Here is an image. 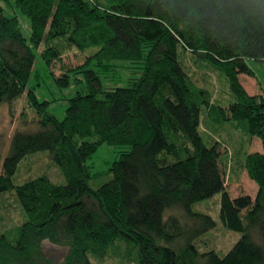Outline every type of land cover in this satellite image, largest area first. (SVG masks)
I'll list each match as a JSON object with an SVG mask.
<instances>
[{"label": "trees", "instance_id": "1", "mask_svg": "<svg viewBox=\"0 0 264 264\" xmlns=\"http://www.w3.org/2000/svg\"><path fill=\"white\" fill-rule=\"evenodd\" d=\"M0 104L25 95L38 117L34 130L15 129L0 156V193L12 192L24 220L0 231V264H95L117 256L133 264H264V93L248 94L239 74L253 77L248 60L264 61V0H0ZM16 13L28 20L25 38ZM47 65L74 47L82 64L54 77L58 86L82 73L61 119L28 85L33 48ZM184 54L225 77L231 99L197 86ZM128 61L138 76L103 87L101 77ZM113 79V78H112ZM203 114L213 133L238 131L235 155L254 182L255 203L243 212L224 188L216 140L199 133ZM34 127V126H33ZM125 146L110 162L108 180L92 186L86 160L98 145ZM46 151L63 176L38 175L14 184L26 155ZM238 153V154H237ZM220 194L222 225L239 232L223 255L199 252V237L215 227L192 211ZM175 209V214H166ZM66 252L55 262L45 245Z\"/></svg>", "mask_w": 264, "mask_h": 264}, {"label": "rangeland", "instance_id": "2", "mask_svg": "<svg viewBox=\"0 0 264 264\" xmlns=\"http://www.w3.org/2000/svg\"><path fill=\"white\" fill-rule=\"evenodd\" d=\"M2 4L5 16H12L13 11L8 6ZM22 34L25 38L29 36L28 20L21 14L16 13ZM41 47L33 48L34 65L29 77L28 85L35 88L36 96L39 100L49 101L47 110L56 118L61 119L64 115V108L67 99L74 95L75 90L82 84H73L74 78L83 81V74L73 75L69 71L71 84L67 87L57 85L55 78L63 71L74 68L83 63L85 54L74 47L64 49L60 59L53 60V63L47 65L40 57ZM184 62L190 77L197 86L207 88L213 97H222V102L217 104H227L231 99L228 90V84L223 76L217 70L210 69V66L200 58L184 54ZM118 68L101 77L103 87L124 85L129 78L138 76L136 69L128 61L113 62ZM248 67L253 72V77L239 74L238 80L245 91L252 95L264 93V61L248 60ZM113 78V79H112ZM36 117L34 111L26 105L25 95L12 100L10 103L0 104V156L7 152L9 137L11 133L19 128L34 130L36 126ZM206 118L203 114L199 133L205 143L211 139L219 143L218 150L222 162L219 164L224 188L231 200L242 212L254 205L257 188L243 169L240 159L242 154L235 155V149L240 143V133L232 125L223 124L216 132L208 128L205 124ZM34 126V127H33ZM248 152L264 153V146L257 138L251 140L248 146ZM125 146H114L102 143L98 145L96 151L86 160V164L93 173H100L90 182L92 186L99 185L108 180L105 170L108 168L119 152L126 150ZM238 154V153H237ZM38 175L46 176L55 184H64L65 180L60 174L58 167L49 159L46 151L34 152L26 155L19 164L13 175L14 184H20L24 180L36 177ZM220 194H215L208 199L199 201L191 206L192 211L209 215L215 221V227L203 233L196 244L199 252L206 250L215 251L220 257L223 256L231 246L239 239L240 233L226 229L220 222L219 211ZM177 210H168L166 213L175 214ZM24 220L21 210L14 198L12 192L0 193V231H8L19 225ZM45 248L55 262L61 260L66 252L63 247L45 245ZM127 264H133L126 262ZM95 264H124L120 262L117 256L106 257Z\"/></svg>", "mask_w": 264, "mask_h": 264}]
</instances>
